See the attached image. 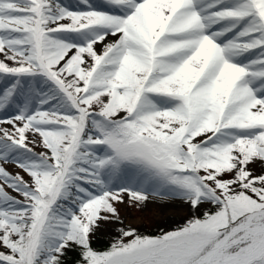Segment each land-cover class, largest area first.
<instances>
[{
    "label": "snow or ice",
    "instance_id": "obj_1",
    "mask_svg": "<svg viewBox=\"0 0 264 264\" xmlns=\"http://www.w3.org/2000/svg\"><path fill=\"white\" fill-rule=\"evenodd\" d=\"M0 264H264V0H0Z\"/></svg>",
    "mask_w": 264,
    "mask_h": 264
},
{
    "label": "rangeland",
    "instance_id": "obj_2",
    "mask_svg": "<svg viewBox=\"0 0 264 264\" xmlns=\"http://www.w3.org/2000/svg\"><path fill=\"white\" fill-rule=\"evenodd\" d=\"M64 2L73 3L74 0H64ZM186 215V212H182L178 216L171 211L162 212L160 205L149 204L147 208L142 210H132L125 223L131 222L132 226L140 232L156 234L161 228L172 229L178 223H182ZM116 235L117 233L114 230H109L106 233L98 234V238L109 243Z\"/></svg>",
    "mask_w": 264,
    "mask_h": 264
},
{
    "label": "trees",
    "instance_id": "obj_3",
    "mask_svg": "<svg viewBox=\"0 0 264 264\" xmlns=\"http://www.w3.org/2000/svg\"><path fill=\"white\" fill-rule=\"evenodd\" d=\"M109 243H107L105 240L101 239V238H97L96 240H94L93 242V246L97 247V248H104L107 247Z\"/></svg>",
    "mask_w": 264,
    "mask_h": 264
}]
</instances>
